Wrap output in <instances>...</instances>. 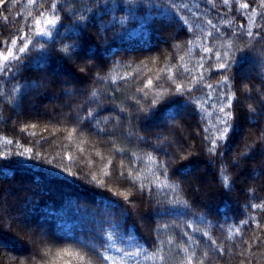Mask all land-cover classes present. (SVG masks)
Instances as JSON below:
<instances>
[{
  "label": "trees",
  "instance_id": "1",
  "mask_svg": "<svg viewBox=\"0 0 264 264\" xmlns=\"http://www.w3.org/2000/svg\"><path fill=\"white\" fill-rule=\"evenodd\" d=\"M52 5L0 0V264H264V2Z\"/></svg>",
  "mask_w": 264,
  "mask_h": 264
},
{
  "label": "snow or ice",
  "instance_id": "2",
  "mask_svg": "<svg viewBox=\"0 0 264 264\" xmlns=\"http://www.w3.org/2000/svg\"><path fill=\"white\" fill-rule=\"evenodd\" d=\"M225 2H227V0H225ZM262 2H264V0H262ZM52 6L55 7V0H53V5ZM241 7L242 8H247L248 7V4L247 3L241 4ZM39 15L41 17H43L44 16V13L43 12H40ZM41 22H42L41 20H36L35 21V23H36L37 26L40 25ZM46 23L47 24H55L56 21L55 20H47ZM248 35L251 36L252 33L249 32ZM16 43L17 42L15 40L12 41V44L13 45H15ZM27 50H28V44H24L23 47H19V49H18L19 53H21V54L26 53ZM205 51H208V49H205ZM12 59L19 60L20 57L19 56H15L14 57L13 52L11 50H9L6 55H3V61H4V63L3 64H0V72L8 73V72L11 71V68L9 67V62ZM225 66L226 65L224 63H221L220 64V67L221 68H224ZM225 79H227V78L225 77ZM149 84H151V81H149ZM209 87H211V86L209 85ZM225 99H226V101H228V103L226 105H222L220 107V109H219L220 112L225 113L224 117L221 118L220 121H219L220 124L223 125V127L220 128V129H218L219 135H217L216 138L213 140V149L215 148L217 141L225 139L226 138V135L229 132L228 121L231 119V114L228 113V112H225V107H231L230 101H231L232 97L231 96H226ZM9 143H10V141H9ZM213 149H210V151H212ZM222 182H223V184H224L225 187H228L229 186V177L227 176V174H225L223 176ZM103 260L109 261V264H114V261H111L110 258H109V256H107V255L103 256ZM80 261H81V264H91V261H88L85 256H81L80 257ZM187 264H192V260H191L190 257L187 259Z\"/></svg>",
  "mask_w": 264,
  "mask_h": 264
},
{
  "label": "rangeland",
  "instance_id": "3",
  "mask_svg": "<svg viewBox=\"0 0 264 264\" xmlns=\"http://www.w3.org/2000/svg\"><path fill=\"white\" fill-rule=\"evenodd\" d=\"M46 25H47V23H46ZM46 25H44V26H46Z\"/></svg>",
  "mask_w": 264,
  "mask_h": 264
}]
</instances>
